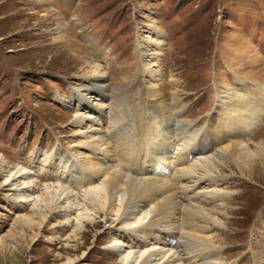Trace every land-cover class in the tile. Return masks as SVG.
<instances>
[{"label": "rangeland", "instance_id": "obj_1", "mask_svg": "<svg viewBox=\"0 0 264 264\" xmlns=\"http://www.w3.org/2000/svg\"><path fill=\"white\" fill-rule=\"evenodd\" d=\"M94 65L103 74H93ZM235 93L263 104L264 0H0V264H121L114 238L125 230H110L118 226L113 218L98 217L75 241L78 210L64 215L66 203L52 200L41 210L34 201L19 205L20 182L6 183L21 168L41 185L34 197L60 178L82 193L85 186L68 185L70 171L52 163L61 151L81 165L78 152H88L77 131L92 124L74 118L85 113L100 122L124 165L131 152L125 145L139 148L124 168L140 179L173 184L182 168L241 140L249 151L242 168L191 174L178 183L198 179L199 186L178 195L185 205L218 209L209 219L220 215L219 223L200 214L195 220L214 239L219 258L209 252V260L264 264V150L257 148L264 145V108L235 138L227 133ZM193 141L216 145L202 157L189 152ZM153 148V159L165 161L160 167L150 159Z\"/></svg>", "mask_w": 264, "mask_h": 264}, {"label": "bare ground", "instance_id": "obj_2", "mask_svg": "<svg viewBox=\"0 0 264 264\" xmlns=\"http://www.w3.org/2000/svg\"><path fill=\"white\" fill-rule=\"evenodd\" d=\"M92 72L93 74L100 73L101 67L94 65ZM103 77H105V75H103ZM241 85L243 89L245 88V90H247L248 84L242 83ZM94 88L95 87H92L89 90L93 91ZM251 99L246 100L236 93L230 94L231 101L228 107V118L231 120V125L227 133H233L235 138L238 137L240 131L251 128L253 123L255 121L257 122V118L259 117L258 112L261 108H264V98L263 100L261 99L262 102H260L263 104H258V106L255 105L256 101L253 102ZM182 112L183 108L177 105L176 113L181 115ZM85 115L76 114L74 118V121L77 122L78 125L86 123L92 124L83 130L77 131L78 135H83L79 145L88 152L84 156H81L80 152H78L81 165L77 162L72 164V160L61 151L56 153L57 155L55 157L57 159L52 163L55 166V170L60 173L66 174L67 171H70V174L66 175L69 177L70 181L67 179L65 180L67 184L69 183L68 185L71 186V184L76 183L77 186H85V190L83 189L82 192L80 189L82 193H76L75 190L73 191L72 187L64 186L65 183L63 184L60 178V184H47L45 188L43 187L44 190H41L42 192L40 195L34 197L33 193L37 188H41V185L39 186L38 183L34 181L35 179H32L34 177H31L29 173L22 172L20 168L11 173L10 177L13 175V178L10 179L9 177L8 180L6 179V183L10 186L16 185L15 181L20 182V186H16L15 190L19 192V197L22 199L18 200L17 203L21 205L25 202L34 201V209L37 207L41 210L43 205L51 200L61 201L62 206H64L65 203L67 205L66 207H61L62 211L64 210V215H69V212L78 210L76 220L79 223L76 227L78 233L75 236V241L79 239L78 234L82 233L86 225H98V217L103 221L105 220V223H108L113 218L114 221H117L116 225L118 226L112 228L109 225L110 228H112L110 230L114 232L119 228L125 230L124 233L120 231V237L114 238L117 241L115 242V249L120 254L118 261L121 264H204L205 262L215 264L213 261L214 258L210 257V259H212L211 261L207 256V253L210 252L213 256L219 258L217 251H211L214 249V239L212 236L203 235L204 227L197 223L200 222V219L197 217L202 215V218L209 219V217H212L210 213L217 212V208L215 209L212 207L211 210H208L209 208H204L203 204H201L203 207L200 205H185V203L179 199V191L186 188L185 190L190 193L193 188L199 186V180H194V184L190 187L186 184L181 185L178 181H184V179L187 181L189 178H192L191 174L195 175V177L196 175L199 177L201 174L212 176L215 172L222 170V167H226L231 163L242 168L245 164L243 162L244 156L249 152L245 144L241 140L236 139L224 145L222 149H218L219 151L215 154L212 153L213 155H209V157L205 155L207 157L204 159L200 158L198 161L199 163L196 162L189 167L182 168L180 173H175L173 176L175 182L173 184L168 183L164 178H161V176L160 178L146 177L140 179L131 175L128 171H125L124 168L125 166L130 167L128 162L131 161L132 156L139 148L134 146V144L131 146L125 145L124 148L128 146V150H131V152L126 155L127 159L125 158L124 165L123 160L119 157V153L116 152L112 144L105 138V133L102 130L103 128H100V122H94L91 116ZM181 121L184 122L186 127L192 125L191 122H187L185 118ZM185 130L186 129H184V131ZM196 132V130L193 131V136L197 134ZM196 136L198 137V135ZM196 136L195 138H197ZM189 137L190 140L193 138L192 136ZM191 145L194 146L189 152L198 151V154L203 155L209 152L212 149L211 147L216 145V143L211 141L205 147L202 141L199 143L198 147H196V142L193 141L192 144H187L188 148H190L189 146ZM121 147L122 145L120 143L119 148ZM257 148L259 150H264V145L262 143L258 144ZM186 149L187 148H185V150ZM153 150L154 148L149 150L150 154L152 153L150 159H153ZM183 152H181L180 158L184 156L185 153ZM98 154L110 156V159L107 161L101 159ZM186 157L188 158V155ZM202 157H204V155ZM97 160L100 162H96ZM150 161L147 160V162ZM160 161L161 158H154L152 162L157 165V167H160L161 164L165 162L163 161L161 163ZM168 170L169 169H165L166 172ZM76 176H78L77 181L73 179L76 178ZM70 207L72 210H70ZM191 208L195 211H191ZM207 211L210 212L208 213ZM187 213L191 216H185V214L188 215ZM216 214H218V212ZM219 218L220 215L210 219L219 223ZM211 225L214 226L215 224ZM124 236L126 240L121 242ZM129 236L131 242L127 243ZM171 242L172 245L170 244ZM182 244H184L183 251L178 249ZM174 245H176V247Z\"/></svg>", "mask_w": 264, "mask_h": 264}]
</instances>
